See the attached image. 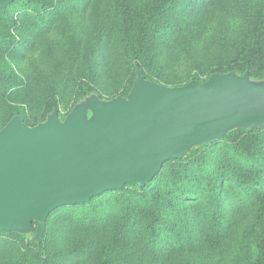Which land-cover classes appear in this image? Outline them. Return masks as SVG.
<instances>
[{"label":"rangeland","instance_id":"1","mask_svg":"<svg viewBox=\"0 0 264 264\" xmlns=\"http://www.w3.org/2000/svg\"><path fill=\"white\" fill-rule=\"evenodd\" d=\"M258 46L264 51V0H19L0 11V129L17 114L30 125L54 110L64 119L91 94L123 96L137 65L148 79L178 86L202 82ZM196 157L169 162L143 191L126 185L55 209L48 261L37 253L34 232L0 231V264L258 263L264 179L248 191L217 170L264 169V129L235 143L219 141ZM209 184L219 187V232L208 216ZM155 201L169 222L152 242L128 212Z\"/></svg>","mask_w":264,"mask_h":264},{"label":"water","instance_id":"2","mask_svg":"<svg viewBox=\"0 0 264 264\" xmlns=\"http://www.w3.org/2000/svg\"><path fill=\"white\" fill-rule=\"evenodd\" d=\"M15 0H0V9ZM1 74V69H0ZM264 127V80L215 72L170 86L137 70L127 96L91 94L61 119L29 125L19 114L0 129V230L40 242L51 212L126 185L144 187L170 159Z\"/></svg>","mask_w":264,"mask_h":264},{"label":"trees","instance_id":"3","mask_svg":"<svg viewBox=\"0 0 264 264\" xmlns=\"http://www.w3.org/2000/svg\"><path fill=\"white\" fill-rule=\"evenodd\" d=\"M18 1L19 0H15L10 5H8L6 8L0 9V11H5L9 6L15 4ZM31 1L32 0H27V2H31ZM137 70H140L142 72V76L144 78L148 79V76L145 75L144 69H142L140 66L137 65L136 71H135V74H134V80L136 78ZM231 71H234V72H236L238 74H244L245 72L249 71V72H251V76H252L253 79L264 80V51L261 49L260 46L255 47V49L251 53H248L247 55H244L241 58H239L238 60L234 61L232 63V65L227 66V67H225L223 69H220V70L218 69L215 72L227 73V72H231ZM215 72H213V73H215ZM1 76L2 75L0 74V77ZM73 80L75 82H78V77L73 76ZM206 80H204L202 82H200L198 80H195V81L197 83H203ZM133 83H134V81H133ZM132 86H133V84H132ZM131 87H130V90H131ZM130 90H128V92L123 94V96H127L128 93L130 92ZM88 92L89 91L85 90L84 83L82 81L79 82L78 83V93L80 95H84L85 96V95L88 94ZM59 116H60V114H59ZM31 126H33V125H31ZM263 129H264V127L255 128V129L237 128V129H234L233 131H231L227 137H225L224 139L219 140V141H225V142H228V143H235L246 132L262 131ZM219 141H216V142H213V143H209L207 145L200 146V147H197L195 149H192L190 151L188 157H186L185 159H182V158L175 159V158H173V159H170V160L166 161L163 164L162 169L154 177V179L157 178L160 174H162L164 172V169L166 168V166H167V164L169 162H171V161H180V162L196 161L198 159L196 157L197 153H199L201 151L203 152L206 148L215 145ZM226 170H227L226 169V165L225 164H221V165H219L217 172L219 173V175L229 176L237 184L241 185L242 188H246L247 190L251 189L252 186H253L254 189H257L259 187V185L262 184V180L264 179V169L263 168L255 167V168H252V169H249V170L245 171L242 175H238L237 172H231V171H228L229 175H226V173H228ZM153 180L151 182H149L147 185H145L144 187H138L136 185H131V186L135 187V189H137V190L143 191L145 188H147L153 182ZM111 191H120V190H111ZM207 191L209 193L208 194V198H209V215L208 216L211 219L212 227H213L214 231L219 232V230L223 227V221H224L223 216H222V206H221L219 198H218L219 187H218V185H210L209 184V188H208ZM107 192H109V191H107ZM99 196H101V195H99ZM99 196H97V197H99ZM95 198L96 197L92 198L88 202L81 203V204H75V205H84V204L90 203ZM134 210H136V211L128 212L129 216L133 215L131 217L137 218L138 220H140L146 226L145 228L147 229L148 232H147V234H144V235H146V237L148 236V239L153 242L155 236H157V234L159 233V230L161 228V224L165 223V222H169L168 216H162L161 207L159 206V202L158 201H155L152 204V206L150 208H148V209L144 208V209H134ZM53 212L50 213V215H49V217L47 219L46 229L44 231V234H43V237H42L41 241L38 242L34 238V246L37 249V253L39 255H41L42 257L45 256V261H48L49 260V256H50V253H48V243L46 242V235L48 233V228L50 226V216L52 215ZM171 229H174V227H172ZM0 231H2V230H0ZM2 232H8V233H11V234H16V235H18V237L24 236V234H20V233H17V232H12V231H2ZM34 233H36V229H34ZM174 236H175V238H179L180 237L179 235H174ZM255 237H256V242H257L258 248L260 250L259 260H258V263H256V264H264V223L261 224L260 228L255 233Z\"/></svg>","mask_w":264,"mask_h":264}]
</instances>
